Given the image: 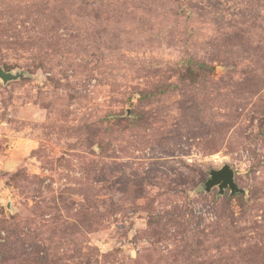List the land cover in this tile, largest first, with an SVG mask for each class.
Returning a JSON list of instances; mask_svg holds the SVG:
<instances>
[{
	"label": "rangeland",
	"instance_id": "374dc122",
	"mask_svg": "<svg viewBox=\"0 0 264 264\" xmlns=\"http://www.w3.org/2000/svg\"><path fill=\"white\" fill-rule=\"evenodd\" d=\"M0 66V264H264V0H0Z\"/></svg>",
	"mask_w": 264,
	"mask_h": 264
},
{
	"label": "water",
	"instance_id": "95a60500",
	"mask_svg": "<svg viewBox=\"0 0 264 264\" xmlns=\"http://www.w3.org/2000/svg\"><path fill=\"white\" fill-rule=\"evenodd\" d=\"M26 75L25 71H6L0 66V80L4 84L23 78ZM215 187L219 189V195H223L227 189L230 190L231 194L245 193V190L239 188L235 182V172L230 165H224L221 169L210 172V178L204 184L205 191L210 192Z\"/></svg>",
	"mask_w": 264,
	"mask_h": 264
}]
</instances>
